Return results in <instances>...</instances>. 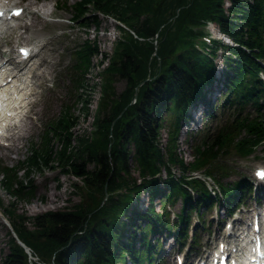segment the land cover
Masks as SVG:
<instances>
[{
    "label": "trees",
    "instance_id": "obj_1",
    "mask_svg": "<svg viewBox=\"0 0 264 264\" xmlns=\"http://www.w3.org/2000/svg\"><path fill=\"white\" fill-rule=\"evenodd\" d=\"M62 7L80 27L97 30L98 17H103L135 37L115 26L118 38L110 58L95 42L75 48L66 69L72 106L63 105L56 120L44 126L39 143L23 161L12 169L0 167V189L17 201L32 199V172L58 168L80 182L72 184L80 201L70 211H47L30 219L15 214L13 202L1 211L12 219L5 217L37 263L8 232L0 264H152L156 248L147 241L149 233H172L181 244L192 210L200 205L210 209L220 201L237 205L252 192L242 178L222 186L215 177L226 175L221 157L244 159L258 146L264 148V0H80L71 6L64 0ZM208 22L232 45L202 43ZM219 50L224 69L219 107L231 119L200 136L186 163L176 155L178 131L187 121V109L206 103V90L214 88L213 60ZM95 56L100 67L107 63L98 73L101 93L94 131L77 137L72 134L77 120L72 108L79 104L78 115H88L92 86L86 77ZM117 80L124 82L118 94L113 87ZM217 104H206L204 118H214ZM164 115L167 141L161 147ZM53 141L59 148H53ZM18 171L23 179H17ZM200 176L217 184L219 196L210 194ZM142 193L147 196L145 209H132ZM155 199L169 207L181 202L174 215L176 229L167 211L153 210Z\"/></svg>",
    "mask_w": 264,
    "mask_h": 264
},
{
    "label": "rangeland",
    "instance_id": "obj_2",
    "mask_svg": "<svg viewBox=\"0 0 264 264\" xmlns=\"http://www.w3.org/2000/svg\"><path fill=\"white\" fill-rule=\"evenodd\" d=\"M63 1L64 0H11L10 3L14 7H19L21 9L28 3H31L30 10L39 13L40 17L38 15L35 17L29 15L24 8L22 14L17 18L18 20L9 23L11 28L0 26V60L11 57V59L16 61L15 53L18 46L33 45L36 49L40 48L31 62L25 66V69H30L32 71V74H28L31 78L32 90L30 89L29 91L25 90L22 92L21 97L23 98V103L21 104L22 109L20 111L22 112L23 109H28V111L25 113L24 110V117L20 118L17 116L15 118V122L20 119L17 123L19 129H11L6 134L7 141H1L0 167L12 169L23 161L29 154L30 147L38 144L44 126L50 121L56 120L63 105L72 106L73 102L71 96L67 93L68 80L66 78V69L72 64L73 50L81 46L84 41H88L95 42L99 52L106 54L108 57L112 54L114 42L118 36V31L114 22L107 18L98 17L100 23L97 30H94L93 26L88 28L80 27L77 23H72L70 21L71 12L70 10H66L65 7H62ZM78 1L80 0H65L66 6H71ZM226 2L227 1H225V3ZM225 3L224 6H226ZM9 4H6V6ZM41 8L46 11L48 10L49 14L41 16L43 12V10H40ZM31 24H34V27H32ZM216 56L217 57L213 60L215 65L214 80L216 81L214 89L211 87L209 91L212 92L206 94L204 100L206 103L196 108L197 110L193 109L191 111L193 112L191 114L193 119L187 121L185 125H181L178 131L176 155L186 163L191 161V149L199 140V137L203 136L206 132L210 134L213 133L214 130L226 120L224 115H221V108L219 107L222 101L220 98L223 96L224 91L223 88L221 89L220 81L224 71L221 50L216 52ZM99 61V56L91 58V68L86 77L87 86H92V90L88 93L90 98L88 115L85 119H83V115H78L77 110L80 107L79 104H76L72 108V114L77 118L76 126L73 128L72 134L77 137L83 134L89 137L92 130L91 125L93 116L101 93V78L98 76V73L107 63V61H104L102 63L103 67H100L98 65ZM113 87L114 92L118 94L124 89V82L117 80L114 82ZM30 91L34 93L33 96H28ZM208 103L214 106L218 103V107L214 112L215 117L213 119L206 118L205 120L203 118V112L206 111V104ZM164 118V124L160 130L161 147H164L167 141L166 130L164 129V127L166 128L165 122L167 117L164 115ZM72 144H74L73 141ZM52 145L54 149L59 148V145L55 141H53ZM129 150L130 152L132 151L131 146H129ZM220 159L221 165L225 168L226 173L225 177H215L220 185L231 184L241 178L249 182L254 168H264V148L262 145L258 146L253 154L245 159H240L234 155H226ZM90 168L91 166H88V169ZM129 168L131 175L136 178L137 174L134 169V164L131 161L129 162ZM173 172L175 175H178L177 170ZM16 176L17 179H23V173L21 171H18ZM163 176L164 174L162 173L161 177ZM29 178H31L34 186L32 199L28 202L17 201L0 189V211L7 208L10 203L13 202L12 207L15 214L31 219L47 211H70L73 209L72 206L80 201V196L72 187V184L80 185L79 180L70 175H62L59 173L58 168L55 170L44 169L41 172H32ZM248 195L249 194L245 195V197ZM146 201L147 196L145 193H142L139 197V202L137 205H133L132 209L138 211L145 209ZM178 202L180 201H177L173 208H168V205L155 199L153 210L157 213H161L163 209L165 211L169 210L171 218L172 215L177 214L179 211L180 204ZM221 205L222 204L219 206V203L214 205L212 211L203 214L201 219L198 218L199 216H196L202 211L201 207H199L198 212L192 210L189 213L190 224L188 226V232H192V226L194 225L195 227L193 230L196 231V244H192V238L194 236H190L188 233L190 237L186 240L184 239V246L181 245V250L178 249L179 246H177L178 243L175 240L171 241L169 237H165L164 231L158 234L155 233L153 237H151L149 233L147 237L148 243L151 246L157 243L158 247L157 254L152 264H175L174 257L176 256L180 258L184 256L185 261L186 257L189 259L196 257V255L201 256V258L208 257L215 243L224 235L226 228L224 229L225 225H223V223L229 218L226 215L224 207H221ZM258 206L259 205L253 201L252 197H248L238 204L236 210H234L233 207L229 210L231 211L233 209L234 218L244 220L249 217L247 210L251 209L254 211L255 208L257 210ZM5 217L10 222H13L8 215ZM201 220H204L203 230L199 227ZM26 226L31 230L30 225L26 224ZM206 227L208 229H206ZM232 227H234V225ZM174 229H176V227ZM8 232V229L0 219V260L7 252L6 244ZM159 251L161 252L160 254ZM26 254L29 260L37 263V258L31 254L29 249H27ZM158 254L159 257L156 260Z\"/></svg>",
    "mask_w": 264,
    "mask_h": 264
},
{
    "label": "bare ground",
    "instance_id": "obj_3",
    "mask_svg": "<svg viewBox=\"0 0 264 264\" xmlns=\"http://www.w3.org/2000/svg\"><path fill=\"white\" fill-rule=\"evenodd\" d=\"M10 1L11 0H3L2 3H4V2L9 3ZM31 5H32L31 3H28L24 7L25 9L22 8V10L24 9L26 12H28L29 15H33L34 17L36 15H38L40 17L39 13L30 10ZM40 10H43V12L41 13V16H45V15L49 14L48 10L46 11L43 8H41ZM31 26L34 27V24H31ZM18 28H21V27H18ZM26 64H27L26 61L23 63H21V62L15 63L13 61V59H11V58H7L5 60H0V82L2 85V86H0V96H4V99H5L4 105L6 106V109H8L7 111L10 112L11 115H13V117L17 116L18 113H21V111H20L22 109L21 104L23 103V98L21 97L22 92L25 90H27V91H29L30 89L32 90V85H31L32 83L26 84V85L19 84V86L16 87V83L22 77H24L27 74H32L31 73L32 71L30 69H25ZM6 66H7V68H6ZM33 94L34 93L32 91H30L28 96H33ZM18 127H19V125H16L12 129L17 130V129H19ZM237 223H238L237 221L234 222V224H237ZM231 237H228V238H231ZM184 262H185V259H184Z\"/></svg>",
    "mask_w": 264,
    "mask_h": 264
},
{
    "label": "water",
    "instance_id": "obj_4",
    "mask_svg": "<svg viewBox=\"0 0 264 264\" xmlns=\"http://www.w3.org/2000/svg\"><path fill=\"white\" fill-rule=\"evenodd\" d=\"M134 96H135V92H134ZM10 235H11V237L16 241V243L24 250V252L26 253L27 252V249L23 246V244L22 243H20L18 240H17V238L15 237V235L12 233V232H10Z\"/></svg>",
    "mask_w": 264,
    "mask_h": 264
},
{
    "label": "snow or ice",
    "instance_id": "obj_5",
    "mask_svg": "<svg viewBox=\"0 0 264 264\" xmlns=\"http://www.w3.org/2000/svg\"><path fill=\"white\" fill-rule=\"evenodd\" d=\"M258 175H259L261 178H264V172H259Z\"/></svg>",
    "mask_w": 264,
    "mask_h": 264
}]
</instances>
